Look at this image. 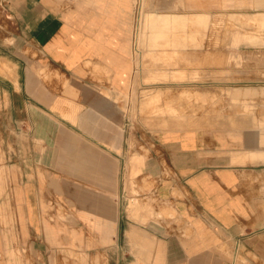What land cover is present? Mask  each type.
<instances>
[{"label":"crops","instance_id":"obj_1","mask_svg":"<svg viewBox=\"0 0 264 264\" xmlns=\"http://www.w3.org/2000/svg\"><path fill=\"white\" fill-rule=\"evenodd\" d=\"M130 1L0 0V264H264V109L152 119L132 148ZM141 167L157 179L133 213Z\"/></svg>","mask_w":264,"mask_h":264},{"label":"rangeland","instance_id":"obj_2","mask_svg":"<svg viewBox=\"0 0 264 264\" xmlns=\"http://www.w3.org/2000/svg\"><path fill=\"white\" fill-rule=\"evenodd\" d=\"M129 7L134 65L124 104L132 148L156 133L152 119L169 118L173 124L163 121L164 131L186 130L198 118L264 109V102L239 104L244 96L264 101V0H131ZM2 42L0 113H5L11 111V90L3 82L14 77L15 64ZM162 72L167 77L158 83ZM169 174L165 162L161 175ZM127 175V209L134 213L148 205L145 196L157 178L144 167L137 173L128 169Z\"/></svg>","mask_w":264,"mask_h":264},{"label":"bare ground","instance_id":"obj_3","mask_svg":"<svg viewBox=\"0 0 264 264\" xmlns=\"http://www.w3.org/2000/svg\"><path fill=\"white\" fill-rule=\"evenodd\" d=\"M142 1V0H141ZM142 3V2H141ZM140 16H142V11H141V9H140ZM139 35H140V32L138 33ZM138 36V35H137ZM140 38V37H139ZM138 46V45H137ZM166 77H167V74L166 73H161V74H159V76L157 77V79H162L160 82L157 80H155L156 82H158V83H164L165 82V80L164 79H166Z\"/></svg>","mask_w":264,"mask_h":264}]
</instances>
